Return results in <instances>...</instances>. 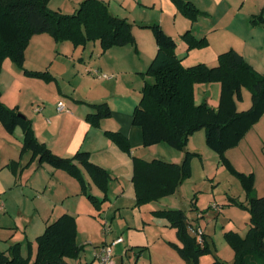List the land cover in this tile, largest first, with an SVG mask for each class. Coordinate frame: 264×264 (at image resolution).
<instances>
[{
	"label": "trees",
	"instance_id": "16d2710c",
	"mask_svg": "<svg viewBox=\"0 0 264 264\" xmlns=\"http://www.w3.org/2000/svg\"><path fill=\"white\" fill-rule=\"evenodd\" d=\"M182 13L192 21L203 13L190 1L173 0ZM50 0H0V73L6 58L12 59L24 73L47 81L54 79L48 71L25 68V51L31 38L40 33L51 34L56 41H71L74 46H85L91 41H100L102 52L116 46L136 45L133 24L126 18L114 15L103 0H84L78 9L67 14L52 10ZM252 24H264V15H254ZM150 27L155 35L158 51L148 70L144 73L152 80H146L142 97L133 112V124L143 132L145 146L160 143L178 150H186L189 138L200 129L206 131L207 145L224 156L225 151L236 146L246 132L264 114V74L249 64L235 49L221 53L218 64L209 66L200 63L185 66L177 55V41L167 34L159 24ZM183 38L188 50L208 46L207 38H197L188 30ZM219 82L221 94L218 107L207 101L197 104L195 86L200 83ZM252 94V105L247 110H239L238 101L243 99V89ZM94 112L87 115L92 125L99 126L101 119L111 116L106 102L90 104ZM0 123L9 132L17 127L23 129L22 152H32V158H39L56 168L67 170L81 184V191L88 194L100 207L104 202L89 189L91 181L108 196L109 183L113 175L106 168L96 164L87 151H78L72 157H62L54 153L45 143L38 140L32 120L11 108L1 100ZM106 134L120 148L131 153L128 138L121 132L106 131ZM181 163L162 159L145 160L133 156L132 183L136 194V204L141 205L159 200L178 191L191 175L190 155ZM243 180L249 205V233L243 237L238 232L226 233V239L235 252L233 264H264V195L253 190L252 181L246 174L236 171ZM236 201V200H234ZM154 215L166 219L171 227L177 228L182 246L176 245L188 264H199L200 255L211 252L208 244L201 246L189 234L188 216L183 209H161ZM35 261L25 259L18 246L7 254L0 250V264H53L65 263V258H78L83 246L77 242V219L73 214L64 213L46 226L38 237ZM213 264H230L215 258Z\"/></svg>",
	"mask_w": 264,
	"mask_h": 264
},
{
	"label": "crops",
	"instance_id": "0c3cea01",
	"mask_svg": "<svg viewBox=\"0 0 264 264\" xmlns=\"http://www.w3.org/2000/svg\"><path fill=\"white\" fill-rule=\"evenodd\" d=\"M83 1L50 0L49 7L52 10L72 14ZM103 1L107 2L114 15L126 18L133 24L136 45L116 46L102 52L99 40L91 41L85 46H74L71 41H56L49 33L36 34L31 38L25 51V68L48 71L54 79L47 82L42 78L26 75L23 68L12 59L6 58L0 73L1 100L11 108L16 106L22 108V104L15 105L18 102L12 100L10 86L13 90L19 88L20 93L24 87H28L34 94H36L34 89H37V84L45 88H55L56 98L53 102L44 104L38 115L27 112L29 117L33 118V128L38 140L62 157H72L78 151L89 152L93 162L106 168L113 175L108 190V195L116 197L113 207L121 210L124 213L122 216L126 219L129 216L133 217L132 222L127 220L129 228L137 225L135 227L138 230L145 231L148 220L144 217L143 210L141 208L126 209L128 206L121 204V200L128 199L129 203L136 204V194L132 183L133 156L151 160L149 156L138 154L137 149L144 145L143 132L139 126L133 124V112L141 100L142 89L146 80H151V77L145 76L144 73L158 51L154 32L146 26L159 24L167 34L176 39V52L185 66L200 63L215 66L218 64L219 55L233 48L240 52L255 70L264 74V24L254 25L251 22L254 15L261 13L264 15V0H187L203 13L195 21L185 16L173 0ZM188 30L197 38H207L208 46L188 50L185 39L183 38V41L178 39ZM181 42L183 45L179 47ZM104 74L107 77H104ZM123 85L128 86V92L122 90ZM244 89L241 100L243 102L247 100V97L249 98V95L244 94ZM137 90H140V94L136 92ZM220 94L219 82L200 83L195 86L197 104L207 101L216 108L219 105ZM63 96L67 99L63 100ZM59 102L65 104V110H58ZM103 102L109 105L111 116L101 119L99 126L92 125L87 119V115L94 112L90 104ZM241 103L238 101L239 110L250 108L252 94L247 101V107H240ZM106 131L124 134L129 140L131 153L122 150L107 136ZM19 136L20 142L16 145L21 150L24 133H19ZM227 155L236 165L239 163L252 167L259 162L264 165V114L251 126L236 146L229 148ZM85 174L90 183L91 179L87 173ZM71 183L72 187L62 186L66 191L65 200L74 193L81 192L79 184H75L72 180ZM92 184L93 194L97 197L103 196L104 193L94 183ZM0 186L1 192L5 191L6 186L1 181ZM179 190L180 188L176 193ZM127 195L129 197H126ZM59 209L58 212L52 209L51 215L55 217L48 224L62 214L70 213L76 217L78 225L79 206L69 200L67 203L61 202ZM156 210L161 209H153V211ZM106 223L108 220L103 222L104 229ZM128 231L131 235V229ZM111 232V227L110 230L105 229L106 240L98 244L100 248L111 244L118 237L123 238V235H118L110 239ZM133 238L129 236L128 246L124 238L122 242L114 246L122 257L121 263L115 259V264H127L123 261V250L126 251L127 247L151 246L150 237L141 243L135 242ZM78 259L70 258L67 263L81 264ZM94 259L97 258L94 256ZM169 261V263L160 264H180L174 259ZM97 264L100 262L97 261Z\"/></svg>",
	"mask_w": 264,
	"mask_h": 264
},
{
	"label": "rangeland",
	"instance_id": "374dc122",
	"mask_svg": "<svg viewBox=\"0 0 264 264\" xmlns=\"http://www.w3.org/2000/svg\"><path fill=\"white\" fill-rule=\"evenodd\" d=\"M178 39L184 40L183 37ZM181 44L182 42L179 47ZM34 90L37 95L31 88L24 87L20 93L19 88L13 90L10 86L11 98L14 102H18L15 105L22 104V108L16 106L17 109L30 120L33 118L29 117L27 112L38 115L44 104L47 105L56 98L55 88H45L37 84V89ZM122 90L127 91L128 86L123 85ZM136 92L140 94V90ZM244 94L249 95L250 98L251 91L245 88ZM249 98L247 97L244 102L240 101L242 102L240 107H247ZM66 99L67 97L63 96V100ZM36 107L37 111H35ZM22 132L23 129L17 127L15 132L9 133L0 123V181L6 186L3 192L0 186V250L10 254L14 247L18 246L21 255L30 263L36 258L38 237L44 233L48 222L55 217L51 215L52 209L58 212L61 202L67 203L71 200L80 208L77 242L84 247L79 259H71H78L81 264H97L98 260L94 259V256L100 249L98 244L106 240L105 229L110 230V227L112 229L110 239L123 235L127 246L129 236H133L138 243L150 237L149 247L126 246V251L123 250V261L127 264L169 263L170 259L179 261L180 264H188L176 246L183 245L177 228L171 227L166 219L157 217L153 213V209L166 208H182L186 211L192 227L203 232V241L200 242L198 233L193 232L191 226L188 231L193 238H196L199 245L208 244L211 248V252L199 256V264H213L215 258L233 264L235 252L226 239V233L234 231L245 237L250 230L249 211L241 205L248 206L249 200L244 182L235 170L247 175L257 195H264V165L260 162L252 167L239 163L236 165L227 155L229 149L225 151L224 156L212 150L206 143L205 129H200L189 138L186 150H178L167 143L154 146L141 145L137 149L138 154L169 162L183 161L187 151H190L192 171L176 194L141 205L129 203L128 199L121 200V204L128 206L126 209L141 208L144 217L148 220L145 231L138 230L135 227L137 225L129 228L127 220L132 222L133 217L129 216L126 219L122 216L124 213L121 210L113 207L116 200L114 195H108L106 198L104 194L101 195L99 198L104 199V202L100 207L89 198L88 194L81 191L80 182L67 170L40 162L38 157L33 159L30 151L19 150L16 144L20 142L19 133ZM127 179L129 180V177ZM71 180L79 184L81 192L74 193L65 200L66 191L62 186L72 187ZM92 183V181L89 183L88 190L93 194ZM106 220L108 223L104 229L103 222ZM130 229L131 235L128 234ZM113 250L114 259L121 263V253L116 247ZM69 259L65 258L64 264H68Z\"/></svg>",
	"mask_w": 264,
	"mask_h": 264
},
{
	"label": "built area",
	"instance_id": "2783aa9c",
	"mask_svg": "<svg viewBox=\"0 0 264 264\" xmlns=\"http://www.w3.org/2000/svg\"><path fill=\"white\" fill-rule=\"evenodd\" d=\"M103 76L107 77L106 74H104ZM65 109H66L65 104L63 102H59L58 110L63 111ZM192 226L193 225H191L190 229L192 228L193 232L198 233V239L200 242H202L203 241V238H202L203 232L201 231V229H198L196 227L194 228ZM106 230H108V228H106ZM122 241H123V238L118 237V238L114 239L111 244L104 245L97 251V253L95 254V257L98 259L100 264H115L114 250L113 249H114V246L116 244H118Z\"/></svg>",
	"mask_w": 264,
	"mask_h": 264
}]
</instances>
